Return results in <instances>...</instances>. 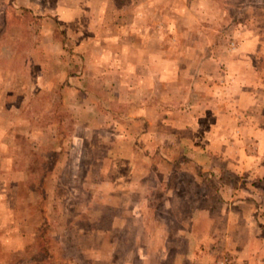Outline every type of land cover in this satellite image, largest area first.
<instances>
[{
  "label": "rangeland",
  "instance_id": "1",
  "mask_svg": "<svg viewBox=\"0 0 264 264\" xmlns=\"http://www.w3.org/2000/svg\"><path fill=\"white\" fill-rule=\"evenodd\" d=\"M255 116L264 0H0V264H238Z\"/></svg>",
  "mask_w": 264,
  "mask_h": 264
},
{
  "label": "crops",
  "instance_id": "2",
  "mask_svg": "<svg viewBox=\"0 0 264 264\" xmlns=\"http://www.w3.org/2000/svg\"><path fill=\"white\" fill-rule=\"evenodd\" d=\"M229 64V67H234L237 69V72L242 73L244 71V66L242 62L239 59H236L235 61H225V63ZM224 63V64H225ZM242 65V67H241ZM224 67V66H222ZM228 69V67L226 66ZM229 71V69H228ZM236 72V73H237ZM244 74V73H243ZM232 78V76L230 77ZM250 114V113H249ZM251 121H249L247 124L243 123V129L246 127L245 135H254L255 139L259 144L263 143L264 141V121L259 118L257 119V116L250 118ZM258 120V121H257ZM262 121L261 124L258 125V122ZM250 129V131H249ZM256 137H262V138H256ZM254 139V138H253ZM245 140V139H244ZM238 169L241 170L239 167ZM244 168L239 172H243ZM242 203H239L237 206L240 207V210L242 211V215L244 217H247V213H250L249 211H253L255 207V202L253 200H242L239 201ZM247 211V212H246ZM248 218V217H247ZM246 218V220H248ZM253 221L251 222L250 231H247V234L244 235L246 239L245 246L242 248V251H238V257L237 260H239L238 264H264V228L258 225V222L252 217ZM249 221V220H248ZM232 229V228H231ZM234 233V228L232 230ZM231 232V233H232ZM226 237L230 238V234L226 235ZM245 248V249H244ZM233 252H237L236 249L232 250ZM240 259H242L240 261Z\"/></svg>",
  "mask_w": 264,
  "mask_h": 264
}]
</instances>
